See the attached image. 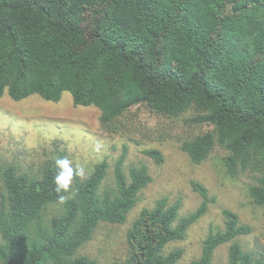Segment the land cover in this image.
Here are the masks:
<instances>
[{"label":"trees","instance_id":"obj_1","mask_svg":"<svg viewBox=\"0 0 264 264\" xmlns=\"http://www.w3.org/2000/svg\"><path fill=\"white\" fill-rule=\"evenodd\" d=\"M64 93L76 107H96L107 131L141 104L171 118L195 109L191 122L213 131L181 150L194 165L216 146L228 151L227 173H257L249 195L264 205V0H0V98L59 103ZM126 155L124 146L113 186H104L105 159L59 194L64 202L55 162L38 175L0 168V263L97 264L80 251L100 224H124L152 182L143 163L126 175ZM144 155L165 162L158 150ZM191 186L202 199L192 214L180 217L181 200L167 198L140 212L123 264L180 261L182 250L166 253L167 246L184 240L216 201L204 185ZM223 217L224 230L210 231L192 264H213L227 244V264H262L238 241L252 228L230 210Z\"/></svg>","mask_w":264,"mask_h":264},{"label":"rangeland","instance_id":"obj_2","mask_svg":"<svg viewBox=\"0 0 264 264\" xmlns=\"http://www.w3.org/2000/svg\"><path fill=\"white\" fill-rule=\"evenodd\" d=\"M197 115L195 109H190L171 118L141 104L119 117L111 125L112 130L107 131L100 123V111L93 106H74L69 93H64L59 103L36 96L15 102L4 95L0 98V168L15 165L21 173L38 175L48 163L67 158L74 167L85 169L86 179L99 161L108 159L110 167L104 186H113L114 164L127 146L126 175L131 167L143 163L149 168L152 182L139 194L138 204L126 222L100 224L80 255L97 264H123L129 255L127 232L140 212L167 198L170 203L181 200L180 217L192 214L202 203L191 186L196 181L216 201L188 229L184 240L167 246L166 253L182 250V258L176 264H192L200 258L210 231L224 230L223 211L230 210L241 224L252 228L250 235L238 241L254 258H263L264 264V205H256L249 195L250 187L258 184L260 176L247 170L231 177L225 166L230 153L220 146L203 164L194 165L181 150L182 144L213 131L209 124L191 122ZM147 150H158L165 162L155 164L144 155ZM228 249V244L219 247L213 264H227Z\"/></svg>","mask_w":264,"mask_h":264},{"label":"clouds","instance_id":"obj_3","mask_svg":"<svg viewBox=\"0 0 264 264\" xmlns=\"http://www.w3.org/2000/svg\"><path fill=\"white\" fill-rule=\"evenodd\" d=\"M56 173L54 176L55 192L60 202H64L65 196L60 193H69L72 190L73 181L77 178L84 179L85 169L82 166H73L67 158H58L55 161Z\"/></svg>","mask_w":264,"mask_h":264}]
</instances>
